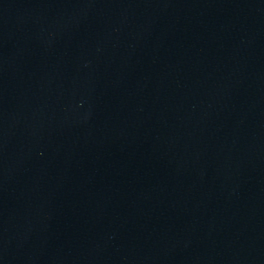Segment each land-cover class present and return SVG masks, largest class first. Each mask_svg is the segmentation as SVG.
Instances as JSON below:
<instances>
[{
	"label": "water",
	"instance_id": "obj_1",
	"mask_svg": "<svg viewBox=\"0 0 264 264\" xmlns=\"http://www.w3.org/2000/svg\"><path fill=\"white\" fill-rule=\"evenodd\" d=\"M0 264H264V0H0Z\"/></svg>",
	"mask_w": 264,
	"mask_h": 264
}]
</instances>
